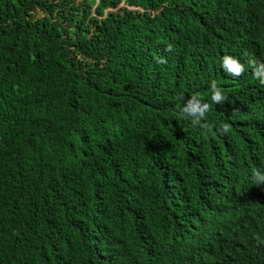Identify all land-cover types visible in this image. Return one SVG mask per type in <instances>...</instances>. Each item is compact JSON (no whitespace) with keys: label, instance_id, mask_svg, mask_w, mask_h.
<instances>
[{"label":"trees","instance_id":"16d2710c","mask_svg":"<svg viewBox=\"0 0 264 264\" xmlns=\"http://www.w3.org/2000/svg\"><path fill=\"white\" fill-rule=\"evenodd\" d=\"M0 264H264V0H0Z\"/></svg>","mask_w":264,"mask_h":264},{"label":"rangeland","instance_id":"374dc122","mask_svg":"<svg viewBox=\"0 0 264 264\" xmlns=\"http://www.w3.org/2000/svg\"><path fill=\"white\" fill-rule=\"evenodd\" d=\"M79 1H83V0H79ZM94 1L98 2V0H94Z\"/></svg>","mask_w":264,"mask_h":264},{"label":"clouds","instance_id":"9594fccd","mask_svg":"<svg viewBox=\"0 0 264 264\" xmlns=\"http://www.w3.org/2000/svg\"><path fill=\"white\" fill-rule=\"evenodd\" d=\"M216 98H218V97H216Z\"/></svg>","mask_w":264,"mask_h":264}]
</instances>
